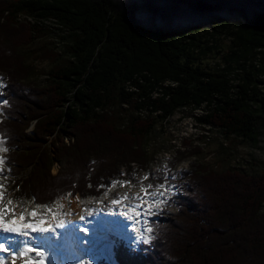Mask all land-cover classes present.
Listing matches in <instances>:
<instances>
[{
    "label": "trees",
    "instance_id": "16d2710c",
    "mask_svg": "<svg viewBox=\"0 0 264 264\" xmlns=\"http://www.w3.org/2000/svg\"><path fill=\"white\" fill-rule=\"evenodd\" d=\"M53 31L64 50L39 52L53 64L47 84H25L34 70L25 50ZM215 32L231 37L219 74L202 65L214 48L183 23L154 25L145 0H0V137L12 188L50 206L68 193L101 197L148 171V139L183 109H204L198 123L257 144L264 8L228 16ZM231 62L244 73L236 88ZM196 168L176 184L178 213L155 217L152 241L137 250L116 243L117 264H264V175ZM164 181L156 173L147 184Z\"/></svg>",
    "mask_w": 264,
    "mask_h": 264
},
{
    "label": "rangeland",
    "instance_id": "374dc122",
    "mask_svg": "<svg viewBox=\"0 0 264 264\" xmlns=\"http://www.w3.org/2000/svg\"><path fill=\"white\" fill-rule=\"evenodd\" d=\"M230 14H225L214 19H210L208 22L201 20H195L188 23H183L188 25L195 37L198 39L197 42L201 46H209L214 48V51L210 54L203 56V66L209 70L219 74L226 66L229 65L227 60L230 56L229 47L231 46V37L227 33H222V36L219 33L215 32V26H219L220 23L227 20ZM204 24H207V29ZM47 35L45 38L38 40L34 48L25 50V54L29 56V64L33 65V75L25 80V84L34 83L37 86H45L48 82V77H46L47 72L53 66L49 61H44L39 57V52L44 50H52V48H57L59 53H62L64 50V41L62 40V34H59L56 31H53ZM220 32V31H219ZM210 33L213 34L210 35ZM37 53V57L35 56ZM66 57H63L61 60H64ZM231 62V80L233 86H236L242 83V76L244 73L242 69L233 65ZM257 67L264 68V54L260 55L257 59ZM235 68V69H234ZM260 94L264 97V72L260 73L256 81ZM5 87V83L0 76V105H4L2 97V89ZM7 106V104H5ZM206 110H180L178 111L171 120L168 122L162 123L158 122L157 127L153 131L152 135L148 139L147 145V156L149 158L148 171L146 173H141L139 177L131 178L132 182L127 186H124L121 183H116L113 188L104 193L101 197H89L83 199L79 196L68 197L66 199H61L52 206L55 211L63 213L58 218L63 219L65 222H69V216L73 214L78 215L82 211V215H89L88 211L104 207L109 205L113 199L119 198L120 194L131 193L134 195V199L137 194L141 191V185L147 182L144 180L145 176H150V174H155L158 172L160 175H164V178L167 177L168 190L165 192L163 189L159 191L163 195H157L154 198L157 201H162V203H153L152 211L156 213L155 215H148L143 219L141 223H135L132 231V234H137V238L140 237V234L143 232L145 237H152L153 234L145 231L146 228H150V222L156 216H170L176 215L178 213V208L174 206L172 198L177 195L176 185L174 183H180L183 180L184 174L189 172H196L197 166H208L213 172L222 173L226 170H237L248 175L261 177L264 175V120H261V125L258 131V142L254 144L250 141H243L241 138L230 137L227 138L221 130L214 127L203 126L198 123L197 118L202 116ZM1 115V111H0ZM146 116L145 113L142 114ZM123 116L125 114L123 113ZM125 118V117H124ZM31 130V129H30ZM3 141H0V149H4L2 145ZM5 154L4 151H0V157ZM176 160V162H175ZM4 161V160H3ZM174 164L175 165L174 167ZM134 169L136 167L134 166ZM60 167L58 164L54 165L52 174L56 175ZM7 170L5 167V161L0 165V183H3L5 188V201L12 200L14 202L15 211L18 215L21 211L26 208L29 210L35 209L36 204L34 198L27 199L18 194L17 189L14 190L13 179L7 175ZM123 173V169L121 170ZM174 177V179H173ZM150 178V177H149ZM123 182V180H120ZM173 185L175 187H173ZM130 186V187H128ZM156 189H149V192H154ZM138 200H135L137 202ZM63 204V208H60V205ZM101 205V206H99ZM40 213L43 216H46L50 222L53 224L55 220L43 209H39ZM96 212V211H95ZM94 213V212H93ZM92 213V214H93ZM8 218H11V214ZM31 219V217H28ZM98 231V230H97ZM95 231V234H88L83 237H92L95 238V243L98 244L94 248V254L91 258L83 257L77 255V263L80 264L84 260H100V259H109L111 257V251H108V245H111L113 237L122 238L121 235L117 234L113 229L101 230V232ZM69 232V231H67ZM78 233V232H74ZM58 235L57 233H54ZM122 234V233H120ZM124 234V233H123ZM74 236V234H71ZM82 237V236H80ZM61 236H59V239ZM132 245L137 248L138 245L144 243L143 240L137 242V238L133 235ZM127 242H131L129 238H123ZM151 239V241H152ZM61 240V239H60ZM59 240V241H60ZM72 246L75 248L77 244L76 239H73ZM125 241V242H126ZM83 244V243H82ZM145 244V243H144ZM149 244V243H148ZM55 245V244H54ZM89 252H92L93 248H87ZM115 264V262H111Z\"/></svg>",
    "mask_w": 264,
    "mask_h": 264
},
{
    "label": "snow or ice",
    "instance_id": "6c2138e0",
    "mask_svg": "<svg viewBox=\"0 0 264 264\" xmlns=\"http://www.w3.org/2000/svg\"><path fill=\"white\" fill-rule=\"evenodd\" d=\"M4 104H7V100L3 101ZM0 151L7 152L8 149H0ZM4 163L3 158L0 157V165ZM149 179L148 176L144 177V180ZM165 181H167V177L164 178ZM174 179V177H173ZM116 183H121L124 186H127L130 184V181H117ZM173 187H175L173 185ZM4 184L0 183V232L2 233H15L18 234L21 237H28L30 232L33 233H49V232H55L57 228H64L65 221L63 219H59L58 217L62 215L63 213L59 211H55L52 206L48 204H37L35 209L29 210L25 209L21 211L18 215L16 214L14 202L12 200H7V204L4 203L5 201V191H4ZM149 189H156L154 192H149ZM163 189L165 192L168 190V184L167 183H160V184H152L149 183L146 186L143 184L141 185V192L144 194L141 196L140 194H137L135 199L140 201L139 205H134V209H139V211H136L135 215L137 219L135 220V223H141L142 221L139 219V217L144 215H155L151 209V203H162V201H157L155 199L151 200V203L146 198H154L157 195H163L162 192L159 190ZM69 197H71V193L67 194ZM130 197L127 193L124 194L123 197L120 199H113L111 203L113 205H117L122 203V201L129 200ZM148 203V207L145 208L144 205ZM43 208L52 218L55 220V224L51 223L46 216H43L39 209ZM60 208H63V204L60 205ZM88 211V214H92V210H86ZM11 214V218H8ZM124 215H127V213H124ZM28 217H31V219H28ZM81 220L84 219V216L80 217ZM30 230V232H29ZM80 231L87 232V228H81ZM146 232L151 233L153 231L152 228H146ZM152 237H145L144 233L142 232L140 234V237L137 239V242L140 240H143L145 244H148L151 242ZM15 241L11 239H5L3 243H0V251L4 253H12V261L11 264H16V257H28L24 259L23 264H46V253L42 248L33 247L29 240L25 239L23 240L22 247L20 248L19 252L12 251V248L6 245H12ZM84 243H88V241H84ZM29 253H35L40 259H33L29 257ZM0 264H7L6 260L3 257H0ZM80 264H92V261L90 260H84L81 261Z\"/></svg>",
    "mask_w": 264,
    "mask_h": 264
},
{
    "label": "bare ground",
    "instance_id": "6f19581e",
    "mask_svg": "<svg viewBox=\"0 0 264 264\" xmlns=\"http://www.w3.org/2000/svg\"><path fill=\"white\" fill-rule=\"evenodd\" d=\"M149 203H151V199H148ZM140 201H137L131 205H125V206H119L116 208L109 209V212L106 214V216L102 215L100 210L94 212L91 215H82V211L78 215L73 214L69 216V222H65L64 228H57L56 232H49V233H33L30 232L28 237H21L16 236L13 239L10 237H7L5 235H1L0 233V243L4 242L5 239H11L15 241L12 245H6L12 248V251L19 252L20 248L22 247V241L27 239L30 241L32 246L37 245V248H42L46 253V264H75L76 258L74 257L73 249L76 250L72 243L75 242L73 239H75V235H77L74 232H82L83 234H95V231L98 230L93 226L95 223V220L98 218L102 219H111L112 221L116 222V225L118 226L117 231L119 233H124L126 229L131 231L134 230L133 226L135 224V220L137 219L135 213L136 211H139V209H134V205H139ZM154 204L151 203V209ZM145 208L148 207V203L144 205ZM103 208V207H100ZM124 213H127V215H124ZM84 216V219L81 220L80 217ZM148 215H144L139 217L144 218ZM124 218H128L126 221ZM124 219V220H122ZM52 223V222H51ZM54 225V224H53ZM100 227V226H99ZM81 228H87V232L80 231ZM63 230H66L63 231ZM69 231V232H67ZM99 232V230L97 231ZM54 233H57L59 236H61V240L56 243L53 242V238L56 236ZM71 234H74L71 235ZM80 237V236H79ZM81 242L83 243V246H86L85 244H95V238L92 237H80ZM84 241H88V243H84ZM55 244V245H54ZM59 249V250H57ZM0 257H3L7 264H11V261L13 259L12 253L9 254H2L0 251ZM12 257V258H11ZM29 257L33 259H40L35 253H29ZM28 257H19L16 258V264H23L24 259ZM11 259V260H10Z\"/></svg>",
    "mask_w": 264,
    "mask_h": 264
},
{
    "label": "water",
    "instance_id": "95a60500",
    "mask_svg": "<svg viewBox=\"0 0 264 264\" xmlns=\"http://www.w3.org/2000/svg\"><path fill=\"white\" fill-rule=\"evenodd\" d=\"M154 25L181 24L230 14L251 15L264 8V0H145Z\"/></svg>",
    "mask_w": 264,
    "mask_h": 264
}]
</instances>
